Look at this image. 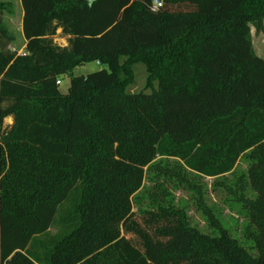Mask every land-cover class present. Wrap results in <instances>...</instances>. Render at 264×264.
Masks as SVG:
<instances>
[{
    "label": "trees",
    "instance_id": "trees-1",
    "mask_svg": "<svg viewBox=\"0 0 264 264\" xmlns=\"http://www.w3.org/2000/svg\"><path fill=\"white\" fill-rule=\"evenodd\" d=\"M21 4L19 53L0 0V264H264V0ZM151 8L154 31L129 32ZM90 61L106 67L72 76ZM137 63L151 92L130 90ZM202 177L235 197L251 247L201 199L218 233L173 200Z\"/></svg>",
    "mask_w": 264,
    "mask_h": 264
},
{
    "label": "rangeland",
    "instance_id": "rangeland-1",
    "mask_svg": "<svg viewBox=\"0 0 264 264\" xmlns=\"http://www.w3.org/2000/svg\"><path fill=\"white\" fill-rule=\"evenodd\" d=\"M8 4V9L5 11L4 24L8 29L14 34V41L11 44L13 49H17L19 53H22L25 49V39L23 36V9L21 0H2ZM155 13V8L147 9L145 13L136 12L132 14V21H129L131 25L129 26V32L137 31L139 28L141 31L152 33L154 31L153 18L152 15ZM127 24V23H126ZM61 30L58 31V36L55 41L59 44H64L69 46L68 39L63 37ZM145 34V33H144ZM253 36V47L258 56L264 58V28L263 30L257 32L255 28L252 29ZM64 38V39H62ZM104 65L98 64L97 61H90L83 66H79L74 69L72 76H83L88 73L97 71ZM61 83L59 89L62 92H67L71 86V75H64L61 77ZM147 82V71L146 67L142 63H137L135 65V79L130 86L131 91H142L151 92V88L146 86ZM13 122L12 118H7L5 120V125L11 124ZM248 163L246 159H242L237 167V172H244L247 169ZM230 181L234 180V176L229 177ZM213 178L202 177L199 179L201 184V192L197 193L193 189H185L183 187L179 189H173L171 191V197L173 200L185 207L186 211L189 213L191 222L193 225L197 226L204 232L208 233H218V228L213 226L208 219V216L202 210V207L198 204L201 199L207 206L214 210V214L218 216L220 223L228 228L231 233L238 237L239 241L248 247L253 245V240L247 236V221L243 215V212L239 209V204L235 197L227 190L224 185L217 186L216 189L213 188ZM152 184L150 179V174H147L144 181V187L141 191L137 193L139 200L136 201L134 209H145L150 206V195L149 187ZM68 217H71L70 215ZM52 233L57 232V228H52ZM128 238L131 235H127ZM44 250H40L43 254Z\"/></svg>",
    "mask_w": 264,
    "mask_h": 264
},
{
    "label": "water",
    "instance_id": "water-1",
    "mask_svg": "<svg viewBox=\"0 0 264 264\" xmlns=\"http://www.w3.org/2000/svg\"><path fill=\"white\" fill-rule=\"evenodd\" d=\"M154 2L157 4V5H160L162 3V0H154Z\"/></svg>",
    "mask_w": 264,
    "mask_h": 264
},
{
    "label": "built area",
    "instance_id": "built-area-1",
    "mask_svg": "<svg viewBox=\"0 0 264 264\" xmlns=\"http://www.w3.org/2000/svg\"><path fill=\"white\" fill-rule=\"evenodd\" d=\"M97 63H98V64H100V63H99V61H97ZM57 83H58V84H60V83H61V81H60V80H58V81H57Z\"/></svg>",
    "mask_w": 264,
    "mask_h": 264
},
{
    "label": "crops",
    "instance_id": "crops-1",
    "mask_svg": "<svg viewBox=\"0 0 264 264\" xmlns=\"http://www.w3.org/2000/svg\"><path fill=\"white\" fill-rule=\"evenodd\" d=\"M62 39H64V38H62ZM68 41V40H67ZM60 44V43H59ZM60 45H62V46H66L67 44H66V42L64 43V44H60Z\"/></svg>",
    "mask_w": 264,
    "mask_h": 264
}]
</instances>
